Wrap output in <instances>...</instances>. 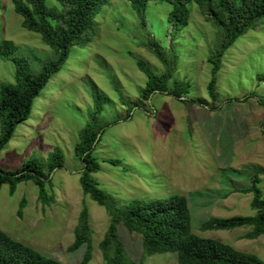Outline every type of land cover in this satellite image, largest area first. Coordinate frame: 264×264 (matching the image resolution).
Masks as SVG:
<instances>
[{"label":"rangeland","instance_id":"rangeland-1","mask_svg":"<svg viewBox=\"0 0 264 264\" xmlns=\"http://www.w3.org/2000/svg\"><path fill=\"white\" fill-rule=\"evenodd\" d=\"M129 0H107L96 18L91 41L72 47L60 71L36 98L30 117L18 124L13 138L0 151V168L12 171L29 157L48 169V154L58 146L62 167L52 177L50 203L37 198V186L21 181L13 193L0 187V229L63 264H80L86 243L67 247L86 207L92 258L87 264H106L99 243L109 223L103 206L82 192L79 172L83 162L74 155L80 129L90 119L99 94L105 112L98 115L103 136L95 154L100 169L99 187L119 205L130 198L150 199L183 194L188 199L193 231L215 237L236 249L264 257V237L246 238L248 227L206 230L200 223L209 216L249 215L252 192L243 193L253 175L264 197V18L227 48L217 74L216 98L207 92L211 65L208 56L219 44L218 29L205 20L194 1L187 7V25L175 28L168 21L169 6L150 0L146 26ZM12 0H0V41L18 45L33 71L53 58L40 35L21 25ZM159 43L169 60L161 61L148 46ZM155 72L173 66L168 88H186L181 102L169 90L139 96L146 82L137 60ZM15 66L0 57V82L14 80ZM137 102V104H135ZM102 129L98 132L99 135ZM110 159L121 160L110 162ZM22 197L25 198L20 205ZM21 211V215L18 211ZM119 237L131 259L141 264H176V255L159 252L142 257L141 236L119 224Z\"/></svg>","mask_w":264,"mask_h":264},{"label":"trees","instance_id":"trees-1","mask_svg":"<svg viewBox=\"0 0 264 264\" xmlns=\"http://www.w3.org/2000/svg\"><path fill=\"white\" fill-rule=\"evenodd\" d=\"M107 0H12L14 11L22 16L21 25L40 35L53 58L43 63L38 71H33L27 58L17 54L18 45L10 40L0 41V57L8 58L15 66L14 80L0 82V151L13 138L18 124L27 120L35 108L36 98L57 74L67 60L72 47L85 46L91 41L92 29L96 18L101 15ZM150 0H129V6L139 15V23L146 26L145 8ZM169 6L168 21L175 28L188 22L187 3L194 1L205 20L218 29L219 44L208 56L211 65L210 79L206 88L212 99L216 98L217 74L225 51L247 29L256 26L264 18V0H158ZM153 53L167 63L165 49L157 42H151ZM139 68L146 75V82L139 90V96L147 99L150 93L169 90L179 101L190 102L184 86L176 84L172 88L167 83L172 78L173 66L161 73L155 72L143 59L137 60ZM101 94L96 97L90 119L80 129L74 144V155L83 164L79 172V184L82 192L98 205L103 206L109 216V223L99 243L103 261L106 264H141L131 259L122 243L118 226L122 224L127 231L141 236L142 257L159 252H171L176 255V264H264L254 252L236 249L228 242L215 237L201 236L193 231L192 215L188 199L183 194H169L164 197L144 199L130 198L119 206L99 185L94 174L100 169V161L95 154L96 143L103 136V125L98 115L105 112ZM137 104V102L135 103ZM100 135L97 136L98 132ZM48 169L37 157H29L15 170L0 168V187L9 185L13 193L21 181L31 180L37 186V198L42 204L50 203L52 177L50 172L55 167H62L64 156L56 146L48 154ZM110 162L121 160L110 159ZM21 172L20 174H17ZM258 175L251 178L249 186L241 192H252L251 207L253 214H236L228 217L209 216L199 228L206 230H232L248 227L246 238L264 237V197L257 187ZM25 198L22 197L20 205ZM21 215V211H18ZM86 243L80 264H87L92 258L88 212L84 207L74 228V239L68 245V251H74ZM0 264H63L58 259L47 256L39 250L19 241L0 229Z\"/></svg>","mask_w":264,"mask_h":264},{"label":"water","instance_id":"water-1","mask_svg":"<svg viewBox=\"0 0 264 264\" xmlns=\"http://www.w3.org/2000/svg\"><path fill=\"white\" fill-rule=\"evenodd\" d=\"M97 136H99V133L97 134ZM58 167V166H57ZM57 167H55V168H53L52 170H51V172H50V175L53 173V171L57 168ZM21 172H19V173H17V174H20Z\"/></svg>","mask_w":264,"mask_h":264}]
</instances>
